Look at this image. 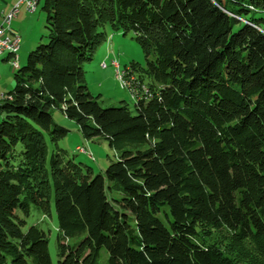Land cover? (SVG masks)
<instances>
[{"label":"trees","instance_id":"1","mask_svg":"<svg viewBox=\"0 0 264 264\" xmlns=\"http://www.w3.org/2000/svg\"><path fill=\"white\" fill-rule=\"evenodd\" d=\"M43 2L48 42L0 98V264H54L25 220L52 202L57 264H264V0ZM106 27L146 55L133 111L85 83ZM53 110L115 151L103 175L58 147Z\"/></svg>","mask_w":264,"mask_h":264},{"label":"rangeland","instance_id":"2","mask_svg":"<svg viewBox=\"0 0 264 264\" xmlns=\"http://www.w3.org/2000/svg\"><path fill=\"white\" fill-rule=\"evenodd\" d=\"M19 1L0 0V26L3 16ZM43 6V0H39L35 11L27 13L25 5H21L19 14L11 22L10 30L17 34L20 40L17 52L18 66L11 65L10 62L14 57L12 58L9 52H0V98H2V94L7 95L13 90L15 85L14 75L25 66L29 53L39 45L48 42L46 38H42L46 35L47 19V13ZM253 17L264 19V13L253 14ZM105 31L107 41L99 46L93 59L84 65L86 86L90 94L98 99L101 107L117 108L126 105L133 111L137 99H135L132 91L141 96L144 91L143 88H146L148 83V78L142 71L147 69L146 55L133 32L113 31L110 27H106ZM33 43L35 44L33 45ZM3 54L4 56L8 54L10 57L9 64L2 61L6 58ZM17 57L15 56V58ZM113 61L116 62L114 67ZM125 84L127 85L125 86ZM52 119L54 126L68 131L67 135L58 142V147L65 151L67 158L91 168L93 176L103 175L110 161L115 160L116 157L115 151L108 143L101 139H84L77 124L66 119L58 110L52 111ZM48 145L51 153L54 145L49 141ZM77 149H80V151L83 149L84 151L80 152ZM51 213L52 216L48 217L31 206L29 216L25 217V220L27 227L36 225L46 233L49 239L48 247L51 259L54 264H57V220L53 202ZM215 238V243L222 244L225 247L230 246V238L226 232L219 231ZM78 240L72 239L70 243Z\"/></svg>","mask_w":264,"mask_h":264},{"label":"built area","instance_id":"3","mask_svg":"<svg viewBox=\"0 0 264 264\" xmlns=\"http://www.w3.org/2000/svg\"><path fill=\"white\" fill-rule=\"evenodd\" d=\"M34 2L35 0H20L7 14L3 16L2 24L0 26V52L5 49V47H18L17 34L10 30L11 22L19 14L21 5H25L26 11L28 13L29 11H33ZM16 62H18V57L14 60H11L10 63L12 66H14ZM114 64H116V62L113 61V67ZM145 92L147 93V88H145ZM7 98L8 96L6 94H2V101Z\"/></svg>","mask_w":264,"mask_h":264},{"label":"bare ground","instance_id":"4","mask_svg":"<svg viewBox=\"0 0 264 264\" xmlns=\"http://www.w3.org/2000/svg\"><path fill=\"white\" fill-rule=\"evenodd\" d=\"M39 0H35L34 4H33V12L35 11V7H36V4L38 3ZM30 12V11H29ZM17 39H18V47H5V49H3L1 52H9V55L13 58H15V56L17 57V52L19 50V45H20V40L17 36ZM13 58V60H14ZM15 67L18 66V63L16 62ZM104 66V65H103ZM122 79H123V76H122ZM128 84V83H127ZM125 84V86L127 85ZM78 151H80V149H77ZM83 150V149H82ZM81 152V151H80ZM83 152V151H82Z\"/></svg>","mask_w":264,"mask_h":264},{"label":"crops","instance_id":"5","mask_svg":"<svg viewBox=\"0 0 264 264\" xmlns=\"http://www.w3.org/2000/svg\"><path fill=\"white\" fill-rule=\"evenodd\" d=\"M35 43H33V45H34ZM33 45H31V46H33ZM2 56V55H1ZM3 56H4V54H3ZM6 57V58H5ZM4 60H2L3 62H6V63H8L9 64V56H8V54H5V56H4ZM0 95H1V93H0Z\"/></svg>","mask_w":264,"mask_h":264}]
</instances>
